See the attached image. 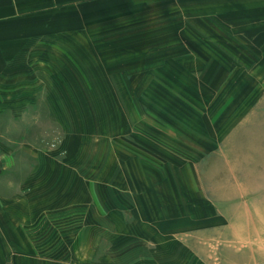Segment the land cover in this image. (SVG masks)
Segmentation results:
<instances>
[{"label": "crops", "instance_id": "0c3cea01", "mask_svg": "<svg viewBox=\"0 0 264 264\" xmlns=\"http://www.w3.org/2000/svg\"><path fill=\"white\" fill-rule=\"evenodd\" d=\"M260 82L264 0H0V264H257L207 161Z\"/></svg>", "mask_w": 264, "mask_h": 264}, {"label": "rangeland", "instance_id": "374dc122", "mask_svg": "<svg viewBox=\"0 0 264 264\" xmlns=\"http://www.w3.org/2000/svg\"><path fill=\"white\" fill-rule=\"evenodd\" d=\"M186 20L187 18H181V22ZM92 67L95 72L106 76L104 74L108 71L107 65H100L99 68L91 66L86 71L90 72ZM194 67L190 73L199 77L204 71V67ZM171 69L172 65L167 61L163 67L158 66L157 71L163 74L165 80L149 81L148 88L156 89L162 85L165 90L169 91V93H165V99L169 101H171L172 95L175 97L178 94H189L187 90L190 88V90L193 89L192 91L201 90L202 93L206 82L201 79L197 81L188 80V75L182 74V72H188L186 65L181 64L179 76L187 77V79L167 80L170 78ZM218 84L219 82H217ZM260 84V92L235 122L234 128L236 129L231 130L228 138H224L217 153H213L207 161L211 170L207 184L213 189L221 186L222 192L220 193L229 202L243 201L244 224L241 233L243 240L239 246L249 254L245 259L246 261L264 264V82H260ZM183 98L186 99L187 97ZM101 99L105 100L106 98ZM133 100L139 104H143L144 100H147L148 104H154L156 98L148 96L147 98H133ZM232 212L234 214L235 209ZM239 229L238 234L241 230Z\"/></svg>", "mask_w": 264, "mask_h": 264}]
</instances>
